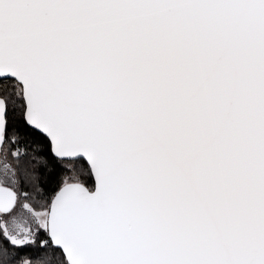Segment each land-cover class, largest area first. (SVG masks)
<instances>
[{"label":"snow or ice","instance_id":"obj_1","mask_svg":"<svg viewBox=\"0 0 264 264\" xmlns=\"http://www.w3.org/2000/svg\"><path fill=\"white\" fill-rule=\"evenodd\" d=\"M0 264H264V0H0Z\"/></svg>","mask_w":264,"mask_h":264}]
</instances>
